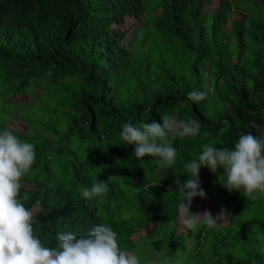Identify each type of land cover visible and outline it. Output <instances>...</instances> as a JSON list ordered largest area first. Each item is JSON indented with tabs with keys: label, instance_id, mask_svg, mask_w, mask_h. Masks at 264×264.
I'll return each instance as SVG.
<instances>
[{
	"label": "trees",
	"instance_id": "1",
	"mask_svg": "<svg viewBox=\"0 0 264 264\" xmlns=\"http://www.w3.org/2000/svg\"><path fill=\"white\" fill-rule=\"evenodd\" d=\"M211 2L161 0L124 43L126 32L114 25L139 19L144 0H0V131H12L6 122L14 119L3 86L12 94L39 83L44 88L29 104L33 110L23 107L40 136L12 132L35 147V173L21 181L33 187L22 184L20 195L29 194L24 205L45 246L57 245V233L87 236L95 225L114 223L118 231L129 226L122 244L130 251L137 248L131 239L136 230L153 225L138 238L146 240L172 222L170 238H163L168 248L150 253L164 251L162 264L179 249L194 254L179 256L177 264H264V195L249 200L227 191L222 168H200L206 198L195 197L189 211L212 199L231 214L230 224L208 229L201 223L188 233L176 228L173 181L176 175L188 179L184 164L205 144L231 148L241 133L264 134V19L242 10V19L231 20L241 12L232 0L205 11ZM253 3L261 7L264 0ZM48 83L57 96L52 110ZM194 90L207 92L206 99L188 100ZM163 114L201 125L198 135L173 141L177 161L167 170L151 157L137 160L135 145L123 144L119 135L125 122L162 123ZM97 180L107 182L109 192L83 199L80 189Z\"/></svg>",
	"mask_w": 264,
	"mask_h": 264
},
{
	"label": "clouds",
	"instance_id": "2",
	"mask_svg": "<svg viewBox=\"0 0 264 264\" xmlns=\"http://www.w3.org/2000/svg\"><path fill=\"white\" fill-rule=\"evenodd\" d=\"M207 95L205 91L194 90L188 93L187 99L199 102ZM160 119L162 123L144 121L139 127L130 121L125 122L119 135L123 144L135 145L133 154L137 160L148 156L167 170L177 161L173 141L198 135L201 125L193 117L177 120L163 114ZM36 159L31 142L20 140L8 129L0 131V264H141L135 253L120 248L117 233L104 223L95 225L87 236L57 233V245L45 246L33 228V212L24 205L29 194L20 195L21 181L31 171ZM202 166L213 173L222 168L223 188L255 200L258 193L264 195V134L241 133L231 148L205 144L197 159L184 164L188 179L181 182L179 175L174 176L179 195L177 214L189 230H196L201 223L214 229L218 218L231 215L223 208L215 218L207 210L201 214L189 211L195 197L206 198L199 180ZM108 192V183L99 180L80 189L85 200L103 197Z\"/></svg>",
	"mask_w": 264,
	"mask_h": 264
},
{
	"label": "rangeland",
	"instance_id": "3",
	"mask_svg": "<svg viewBox=\"0 0 264 264\" xmlns=\"http://www.w3.org/2000/svg\"><path fill=\"white\" fill-rule=\"evenodd\" d=\"M161 0H144V12L143 15L141 17H139V19H133V18H129L127 17L125 19V22L121 25H114V28H118L121 30H124L126 32V36H125V40L124 43H126L127 41H129L133 36H134V29L138 26H141L143 24L144 18L143 16H146V14H148V12L155 8L156 6H159ZM223 0H212L210 5H207L205 7V11H211L214 9V7L218 6V3L221 2ZM253 2H259V0H232L233 6L237 9V10H241L240 14L234 12L230 19L231 20H238V19H242V15H243V11L250 13L253 16H259L262 17L264 19V4L261 7L256 6V4H254ZM243 10V11H242ZM156 12H158V9L155 12H152L151 14H155ZM210 13L207 14V18L209 17ZM226 30H228V26L225 27ZM41 80H46V78H43ZM47 92L51 94V97L53 98L52 101V105L48 107V109L52 110L54 109L55 106V101L56 99V94L54 93L55 87L48 83L47 86ZM28 90V89H27ZM44 90L43 85L41 83H39L37 86H35L30 92H25V93H10L12 92L9 88L4 87L2 89V93H9L6 95V99L8 100V102L6 103V107L8 109L9 115H13L14 119L13 120H8L6 122V125L14 132L19 133L24 135L25 137H29V136H35L38 137L41 134V131L38 130L37 127L32 126V128L29 127L28 124V120L25 119V116L23 114V107L26 106V108L33 110L34 106L36 105H32L29 106V104L37 97L39 96L42 91ZM46 99L43 98V100ZM39 99H37L38 102ZM42 99H40L41 101ZM28 104V106H27ZM1 104H0V111H1ZM5 114V113H4ZM3 114L0 112V116H2ZM4 117V116H3ZM19 138V137H18ZM27 141V140H26ZM35 173L34 168L32 167L31 171L26 174V176H31ZM32 177V176H31ZM26 188H32L33 184L24 182L22 183ZM195 208V211L192 212L194 214H201L203 213L205 210L209 211L212 216L215 218L221 211L222 207H220L219 205H217L216 203L213 202V200L211 199H207L205 204H202L201 206H194L192 209ZM149 217L148 214L145 215V218L147 219ZM127 218V217H125ZM178 221L176 223V228H177V232L178 233H182V232H186L188 233V229L186 227H184L181 219L178 217L177 218ZM118 222H120L121 224H124L126 221H121V218L119 217V219H117ZM230 224V217H221L218 218L217 220V225H221V226H228ZM172 225V222H170L169 224H165V225H161L160 230L162 231V233H158L157 230H153L149 233V236L146 240L141 239L138 240V238L140 236L146 235V233H148L151 229V226H146L142 229L139 228V230H136V232L131 236L134 241V243H136L137 248L135 250H128L124 245L122 244V238L124 235V230H126L129 226H127L125 229L119 230L117 229V226L112 223L110 225V227L117 233V241L119 243V246L122 250L130 252V253H135L137 255V257L140 259L141 264H162L164 261L163 259H160L163 257L164 251L161 252H157L155 254V256L153 258H151L150 253L157 247L160 246L161 248H164V250L166 248H168V246H166V241L164 239L166 238H170L171 235H169L168 233V228ZM143 227V226H142ZM175 228V226H174ZM176 228L174 230H176ZM190 232V231H189ZM247 231L242 232L241 234H244ZM164 238V239H163ZM188 240V237H185ZM140 241V242H139ZM190 241V240H188ZM139 242V244H137ZM192 246H194L193 242H189L187 244V247L190 249L192 248ZM194 253L193 251H188L187 253H185L184 255H182V253L179 250H174L171 251L170 254L167 256V260L168 262H170L169 264H177V262H175L178 257H182V258H186L187 256H192ZM152 259V260H151ZM151 260V262H149ZM213 259H205L203 264H210L213 263ZM186 264H192V262L187 261ZM199 264V263H196Z\"/></svg>",
	"mask_w": 264,
	"mask_h": 264
}]
</instances>
